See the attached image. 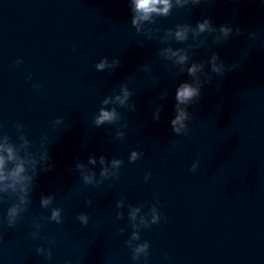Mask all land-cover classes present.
<instances>
[{
	"label": "water",
	"instance_id": "water-1",
	"mask_svg": "<svg viewBox=\"0 0 264 264\" xmlns=\"http://www.w3.org/2000/svg\"><path fill=\"white\" fill-rule=\"evenodd\" d=\"M129 2L0 0V135L7 132L18 142L15 125H25L29 151L42 152L44 140L55 165L39 174L28 211L14 227L6 222L14 198L0 202V264H145L143 257L132 260L125 243L133 231L129 203L143 204L144 212L156 204L167 217L143 229L136 242L150 244L146 264H264V0L174 7L170 16L157 18L161 31L152 40L137 34ZM205 18L217 28L239 26L243 35L216 45L213 34L191 50L192 59L208 60L217 52L226 65L239 67L224 76L212 74V84H205L188 108L194 116L188 135H176L170 124L176 90L191 77L159 55L169 46L159 37L177 24L195 27ZM188 43L191 36L171 46ZM104 57L119 58L120 66L97 71L95 64ZM124 83L133 92L129 104L136 105L135 112L117 106L120 124L128 127H96L103 99ZM157 106L163 107L158 121ZM59 118L64 122L56 127ZM117 130L125 132L123 140L116 139ZM133 150L144 155L130 163ZM90 155L123 159L119 178L85 185L76 158L87 164ZM197 160L199 167L190 171ZM94 170L99 179L100 166ZM42 195L55 197L52 207L62 209V224L45 219L51 208L41 207ZM123 197L124 218L115 221ZM80 212L89 215L87 226L77 219ZM37 218L42 227L34 238ZM121 227L126 230L117 235ZM41 246L51 247V260L37 253Z\"/></svg>",
	"mask_w": 264,
	"mask_h": 264
},
{
	"label": "clouds",
	"instance_id": "clouds-1",
	"mask_svg": "<svg viewBox=\"0 0 264 264\" xmlns=\"http://www.w3.org/2000/svg\"><path fill=\"white\" fill-rule=\"evenodd\" d=\"M201 4V0H130L129 7L132 12L131 24L134 26L137 34H142L147 37L148 40L157 38V33L161 31L159 27H155L158 17H168L172 14L173 8H186L189 5L198 6ZM213 43L216 45L225 44L233 34L236 36L243 35V32L239 26L233 29L228 24L221 25L217 28L210 18L203 19L202 22H197L195 27L190 23L177 24L174 29H166L165 35L159 37L162 43H166L169 46L161 48L159 55L167 61H170L173 66H178L181 72H187L191 77L190 81L181 83L175 96V116L170 121L172 131L176 135H188L189 122L194 119V116L189 112L190 105L196 104V102L202 96V90L205 84H212L213 75L224 76L227 72L234 71L239 67L238 63L226 65L221 60L219 53L214 52L211 58L208 60L196 61L192 59L194 52L190 54L191 50L198 49L205 45L207 38L213 36ZM202 35L204 39H201ZM253 37L255 33H250ZM193 43H188L187 47L173 48L171 42L187 43L190 39ZM140 46H144V41L139 42ZM192 61L189 66V61ZM17 64L22 61H17ZM120 59L115 58L109 61L107 57L102 58L95 64L97 71H105L108 69H114L120 66ZM211 65V71H205V65ZM171 71V68L168 69ZM31 79V76L28 77ZM155 79V78H154ZM39 91L38 85L34 86ZM46 94V91L41 93ZM133 96V92L130 90L127 83L120 86L119 92H114L113 95L107 96L102 101V106L99 112L94 117V125L100 127L102 125H116L119 128H127L125 123L120 124L122 120V114L118 111V107L127 108L131 112L136 111L135 104H129V100ZM167 92L162 93L161 98H165ZM108 105H112L111 109H108ZM163 112L162 106H157L154 120H160V114ZM63 118H59L54 121V125L59 127L63 123ZM3 126L0 125V128ZM19 135L18 142H13L10 135L4 132L0 135V202H4L5 198L13 199L11 206L7 210L6 222L8 227H14L17 224L18 218L28 211V206L31 203V193L38 186L37 178L41 172H49L54 168L52 157L49 155V149L44 140L41 141V147L43 149L40 153H34L29 151L32 141L25 135V125L17 122L15 125ZM70 127V126H68ZM116 139L123 140L125 132L117 130ZM46 139V138H45ZM142 151L133 150L129 157V162L134 163L143 157ZM99 165L101 170L99 172V179L97 173L94 170L95 166ZM124 165L123 159L113 158L110 162L108 158L101 155L97 160L95 155H90L88 163L84 164L76 158V170L79 171L80 176L85 185H92L95 187L103 184L104 180L115 177L119 178L120 169ZM39 166V167H38ZM92 166V167H89ZM199 167V162H194L190 171L195 172ZM71 171V169H67ZM151 172L145 175L144 180L147 183L151 178ZM55 197L52 195H42L40 198V205L42 208H51L50 217H46L50 221L57 224L64 222L62 217V209L58 207H52ZM127 197H123L117 201L116 208L118 211L115 213V221H119L124 218L123 209L125 207V201ZM88 205L92 204L89 199L86 201ZM159 201H157V204ZM144 205L134 206L127 204L128 208V220L130 227L133 231L127 241H125L127 247L132 250V260L139 261L141 257L144 258L145 264L150 255V244L147 241L142 243H136L141 240V231L143 229L151 228L153 225L159 224L162 219L167 220L166 216H162L160 209L153 204L148 212H144ZM79 222L87 226L89 224V215L85 212H80L77 215ZM42 225L37 222L34 225V231L32 233L34 238H39V233ZM125 228L118 229L117 235L123 234ZM51 243H55L53 239ZM37 253L44 256L46 260H51L53 253L51 247L45 248L43 246L36 249ZM167 258V257H166ZM65 264H73L71 260L65 261ZM105 264H111L110 261H106Z\"/></svg>",
	"mask_w": 264,
	"mask_h": 264
}]
</instances>
